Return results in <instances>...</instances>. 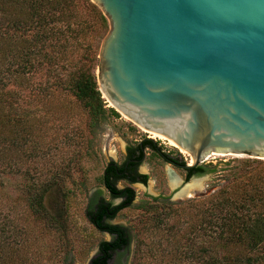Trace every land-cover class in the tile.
<instances>
[{"label": "trees", "instance_id": "obj_1", "mask_svg": "<svg viewBox=\"0 0 264 264\" xmlns=\"http://www.w3.org/2000/svg\"><path fill=\"white\" fill-rule=\"evenodd\" d=\"M106 27V17L91 0H0V167L3 159L9 167L15 165L13 158L19 152L25 158H35L48 146L44 124L36 112L56 110L52 99L57 91H68L82 104L91 127H97L106 117L119 115L113 107L106 106L90 66L67 71L69 59L78 47L83 48L86 60L97 59L101 30ZM26 91L28 95H23ZM25 96L37 104L33 108L20 106ZM145 149L158 152L167 162L185 164L145 138L127 148L122 163L111 161L105 165L103 185L112 200H122L113 204L101 195L90 199L86 210L89 221L99 231L109 232L113 239L99 243V252L104 253L92 258L91 264L106 263L110 257L106 248L130 245L129 230L107 220L132 203L133 183L146 182L147 175L138 172ZM256 168H244V172L243 168L229 170L224 174V183L212 193L190 199L177 208L167 198H154L155 202L148 206L164 211L156 221L166 225L172 246L171 254L168 252L167 259L159 263L264 264V170ZM184 171L185 180H189L205 173L207 166L196 165ZM118 181L126 185L119 188ZM28 188L33 189L28 198L30 208L37 217L46 219L43 200L48 189L31 184ZM182 217L186 219L184 224ZM58 218L54 217L55 222L51 223L47 217L44 222L57 225ZM170 219L175 220L174 224H168ZM6 252L0 240V264H27L25 258L14 259ZM182 253L186 255L181 256Z\"/></svg>", "mask_w": 264, "mask_h": 264}, {"label": "water", "instance_id": "obj_2", "mask_svg": "<svg viewBox=\"0 0 264 264\" xmlns=\"http://www.w3.org/2000/svg\"><path fill=\"white\" fill-rule=\"evenodd\" d=\"M91 2L109 27L97 83L113 108L188 152L182 168L211 154L264 158V0ZM186 184L171 198L194 195Z\"/></svg>", "mask_w": 264, "mask_h": 264}, {"label": "rangeland", "instance_id": "obj_3", "mask_svg": "<svg viewBox=\"0 0 264 264\" xmlns=\"http://www.w3.org/2000/svg\"><path fill=\"white\" fill-rule=\"evenodd\" d=\"M99 25L96 23L95 26L99 28ZM108 30V26L101 30L102 38ZM100 44L101 40L98 46ZM83 52L82 47L74 51L67 71L72 67L90 66L97 78L98 57L92 62L82 56ZM23 95H28V92H23ZM55 95L52 100L56 110L36 112L44 124L48 142L40 156L25 158L19 152L13 158L15 165L12 167L3 159L0 167V240L8 251L5 255L14 259L25 258L27 264H90L98 252L99 243L110 240V235L99 231L86 215L90 199L96 195L112 200L102 182L105 165L111 161L122 163L127 148L136 146L145 138H150L162 152L185 164L192 161L188 153L166 139L153 136L115 108L119 115L106 117L97 127H91L86 110L68 91H57ZM103 98L106 106L112 107ZM36 104L33 99L20 100L22 107L33 108ZM199 165L207 166L205 173L197 175L203 177L193 180V175L186 181H200L201 192H196L197 188L189 198H171L180 191L179 186L185 180L184 169L167 162L158 152L144 150L138 171L146 174L147 180L142 185H131L135 190L132 203L111 220L126 227L132 236L126 264H160V260L167 259L168 252L171 254L172 246L167 238L169 231L164 222L156 221L164 211L149 207L155 202L154 198H167L177 208L190 199L212 193L224 183V174L231 169L243 168L244 172V168L257 167L264 170V158L257 160L247 154H211ZM169 169L180 177L175 187L171 185ZM30 184L48 189L43 200L46 219L50 218L52 223L55 222L54 217H59L57 225L45 223L46 219L37 217L30 208L28 198L33 192L28 188ZM125 185L124 181L117 182L119 188ZM113 202L117 204L120 200L113 199ZM185 220L182 217L181 222ZM174 221L170 219L168 224H174ZM181 241L185 242L184 239ZM182 250H186L184 245ZM120 257L117 256V260Z\"/></svg>", "mask_w": 264, "mask_h": 264}, {"label": "flooded vegetation", "instance_id": "obj_4", "mask_svg": "<svg viewBox=\"0 0 264 264\" xmlns=\"http://www.w3.org/2000/svg\"><path fill=\"white\" fill-rule=\"evenodd\" d=\"M148 139H150V138H148ZM169 163H171L173 165H178V163L177 164H175L173 162H169ZM178 166H180L182 168V165H178ZM139 173H141V172H139ZM135 183H141V182H135ZM114 199H119L120 201L122 200V198H114ZM113 204H114V202H113ZM107 222L113 224L111 222V220H107ZM104 233H108L110 235V240H103V241H112L113 240L112 239V235L109 232H104ZM129 248H130V245L129 246L123 245L122 247L116 248V249H113L111 247L110 248H106L105 249L106 250L105 253H110V257L107 259L105 264H126V260H127L126 259V255L129 252ZM99 251H100V248L98 246V252L96 253V255L93 258L98 257L99 255L104 253V250L101 251V252H99ZM119 255H121V257L117 260V256H119ZM90 264H91V262H90Z\"/></svg>", "mask_w": 264, "mask_h": 264}, {"label": "bare ground", "instance_id": "obj_5", "mask_svg": "<svg viewBox=\"0 0 264 264\" xmlns=\"http://www.w3.org/2000/svg\"><path fill=\"white\" fill-rule=\"evenodd\" d=\"M125 116V115H124ZM125 117H127V116H125ZM128 118V117H127ZM141 128H143V127H141ZM144 129V128H143ZM146 130V129H145ZM146 131H148V130H146ZM148 132H150L153 136H155V137H159V138H163V139H166V140H168L169 141V143L171 144V145H173V146H175V147H178L177 146V144L173 141V140H171V139H168V138H166L165 136H163V135H161V134H158V133H156V132H152V131H148ZM179 148V147H178ZM179 149H181V148H179ZM183 152H186L185 150H183V149H181ZM186 153H188V152H186ZM189 154V153H188ZM190 156V155H189ZM191 157V156H190ZM191 161H193L192 160V158H191ZM191 162H189V164H190ZM168 172H169V175H170V178H171V185L172 186H177L178 185V183H179V181H180V177L177 175V174H175V173H173L170 169L168 170ZM182 181V180H181ZM202 189L203 187H202V184H201V182L200 181H192V182H190V183H188V184H186L185 186H184V188L182 189V191H184L186 194L185 195H191L192 194V192L195 190V189Z\"/></svg>", "mask_w": 264, "mask_h": 264}]
</instances>
